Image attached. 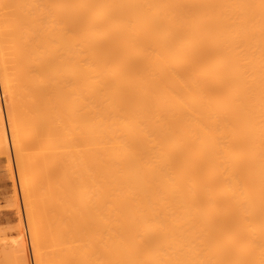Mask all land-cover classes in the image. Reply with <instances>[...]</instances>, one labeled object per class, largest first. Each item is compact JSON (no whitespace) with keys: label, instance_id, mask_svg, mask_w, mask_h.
Instances as JSON below:
<instances>
[{"label":"bare ground","instance_id":"obj_1","mask_svg":"<svg viewBox=\"0 0 264 264\" xmlns=\"http://www.w3.org/2000/svg\"><path fill=\"white\" fill-rule=\"evenodd\" d=\"M5 120L37 264H264V0H0Z\"/></svg>","mask_w":264,"mask_h":264},{"label":"rangeland","instance_id":"obj_2","mask_svg":"<svg viewBox=\"0 0 264 264\" xmlns=\"http://www.w3.org/2000/svg\"><path fill=\"white\" fill-rule=\"evenodd\" d=\"M4 126H5V132H6L5 134L7 138V139L5 138V141H7V144L9 147V153H8L9 155L8 156L7 154L0 155V230H1L0 231V238H1L0 239V264H4V263L13 264L15 262L14 258L16 259V263L14 264H17V258H16L17 256L15 255L17 254L16 251L19 248V245L20 246L26 245L27 254H28L27 256H29L28 257L29 264H37L36 263L37 261L36 262L34 261L36 260V254H35V248H34L35 245L33 241L34 239L41 241L43 240L44 237L42 236L43 235L42 229H39L40 228L39 225H38L39 228H37V225H33V226L30 225L29 216L31 214L29 212L30 211L35 212L38 203H40V201L43 202V200L38 199V202H35L37 201V198L41 196V195L38 196V194H36L35 196L32 195L33 197L30 196L29 198L26 199V196H23V192L21 188L23 187L25 182H26V185H29V184L31 185L33 182H35L36 177L40 178L41 174L39 170L32 171L30 169H29L30 172L27 171L28 169L25 171L27 173L26 174L24 170H22L24 168L23 167L22 169H20L24 172L23 173L24 176L22 175V172H21L20 174L22 176L21 178V176L18 174L20 171L18 172L17 171L18 168H16L17 160L14 161L17 157L15 156L16 154L14 152V149L12 151L13 146L11 145V137L9 136L10 131L8 128L7 120H5ZM18 162H21L22 165L25 164V163H22V161H18ZM23 188H24L23 191H25V186ZM31 201H34V202H31ZM29 203H30V206L33 207V209L32 207L28 208L29 205H26V204H29ZM34 212L32 213L31 216H34L36 214ZM33 227L35 230L33 229ZM37 229L41 231L42 233L37 231ZM12 251L16 253L14 256L12 255L13 253ZM43 251L44 253L47 252V246L43 249Z\"/></svg>","mask_w":264,"mask_h":264}]
</instances>
